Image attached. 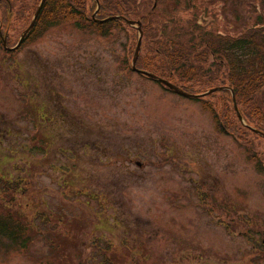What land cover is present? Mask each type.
<instances>
[{"label":"rangeland","instance_id":"374dc122","mask_svg":"<svg viewBox=\"0 0 264 264\" xmlns=\"http://www.w3.org/2000/svg\"><path fill=\"white\" fill-rule=\"evenodd\" d=\"M28 1L0 21L7 47ZM189 3L165 35L190 17L226 34L264 20V0ZM137 36L62 23L14 50L0 39V211L29 234L0 239V264H264V138L235 132L217 91L188 98L133 71Z\"/></svg>","mask_w":264,"mask_h":264},{"label":"trees","instance_id":"16d2710c","mask_svg":"<svg viewBox=\"0 0 264 264\" xmlns=\"http://www.w3.org/2000/svg\"><path fill=\"white\" fill-rule=\"evenodd\" d=\"M92 1L96 6L95 1ZM98 1L99 8L93 16V13L88 14L85 9L86 0H45L24 42L62 23H70L79 29L94 27L95 31L107 36L113 27L125 23L115 16L139 20L142 48L136 60L137 68L152 72L192 94H201L214 87H227L217 92L219 97L221 95L219 101L226 106L224 114L230 115L232 124L237 128L235 132L240 135L241 132L256 134L248 128L251 127L264 133V33L249 30L239 38L224 40L212 30H203L196 24V19L190 17L189 21L184 20L185 24H181L178 32L165 35L166 29L162 25L175 19V14L162 15L160 11L152 9L141 14L129 6L130 3L134 4V0ZM28 2L0 0V21L8 25L14 10L16 13H19L17 10L21 13L31 11L32 4ZM133 13L137 14L136 18L130 17ZM182 36L189 42H181L178 38ZM190 41L202 44L201 49H205L208 55H204L205 51L196 54ZM230 91L244 124L237 118ZM217 92L193 99L203 101ZM227 125H231L230 122L224 124L225 129ZM13 186L8 183L6 190L12 187V191L16 192L18 188ZM24 226V223L15 221L12 212L0 211V239H6L9 244L25 246L29 234Z\"/></svg>","mask_w":264,"mask_h":264},{"label":"water","instance_id":"95a60500","mask_svg":"<svg viewBox=\"0 0 264 264\" xmlns=\"http://www.w3.org/2000/svg\"><path fill=\"white\" fill-rule=\"evenodd\" d=\"M45 0H40L38 5H37V8L31 18V21L30 23L28 24L27 28L22 32V34L20 35L19 39H18V42L16 43V45L14 47H7L6 46V37L5 36H2L0 34V36L2 37L1 38V42H2V46L4 49L6 50H14V49H17L23 42L24 38L26 37V35L29 33V31L32 29L33 25H34V22L36 20V17L37 15L39 14L42 6H43V3H44ZM98 6V5H97ZM117 18H121L125 23H127L129 26L131 27H134L137 29L138 31V38H137V43H136V47H135V50H134V53H133V57H132V60H131V69L137 73H140L144 76H146L147 78H150L156 82H159L160 84H162L163 86H165L166 88H168L169 90H171L172 92L174 93H177L179 95H182V96H185V97H188V98H197V97H201V96H204L206 94H210L214 91H218V90H221V89H224L226 87H214V88H211L209 89L207 92L205 93H201V94H192V93H188L186 92L185 90H183L181 87L173 84L172 82H169L168 80L166 79H163V78H160L158 77L157 75L153 74L152 72H149V71H146V70H142V69H139L136 67V60L138 58V55H139V52H140V47H141V36H142V31H141V27H140V23L139 22H135L133 20H129V19H126L125 17H122V16H115ZM231 94H232V99H233V108L235 110V113L237 115V118L238 120L244 124V121H243V118L241 117L239 111H238V108H237V105L234 101V97H233V93L231 91ZM250 130H252L254 133H256L257 135L261 136L262 138H264V133L255 129V128H251V127H248ZM264 242V240H263Z\"/></svg>","mask_w":264,"mask_h":264},{"label":"flooded vegetation","instance_id":"af4514ba","mask_svg":"<svg viewBox=\"0 0 264 264\" xmlns=\"http://www.w3.org/2000/svg\"><path fill=\"white\" fill-rule=\"evenodd\" d=\"M94 1L96 3V6L98 5L97 8H96L98 10L99 1L98 0H94ZM189 1L190 0H185V1L184 0H151V5L148 6L149 0H134V4L130 3L129 6L131 7V9L135 8V10L140 11V12H146L147 10L152 9V10H156V11H160V12H168V13L175 14L177 12L186 11V8H184L182 3L184 4L185 2H187L188 3L187 6H189V4H190ZM135 21H139V20H135ZM205 30L206 31L207 30H212L214 32L216 31V33L218 35H220L221 39H224V40H226V39H236V38H239V37L243 36L249 30L255 31L256 33H257V30H258V31H261L260 32L261 34H263L264 33V20H263V22L262 21L261 22H257L256 24H253V26H250L246 30H243V31L238 32L236 34H226V33L222 32V31L221 32L217 31L213 27H212V29L206 28ZM212 54L213 53L210 52V55H212ZM204 55H208V52L205 51ZM212 57H213V55H212ZM263 240H264V237L262 238V245L261 246L259 245V247L263 251H261L258 248V252L259 253L263 252L262 254L264 255V242H263Z\"/></svg>","mask_w":264,"mask_h":264}]
</instances>
